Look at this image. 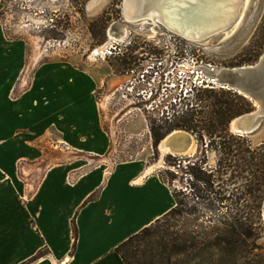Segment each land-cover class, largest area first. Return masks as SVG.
<instances>
[{"label":"crops","instance_id":"obj_1","mask_svg":"<svg viewBox=\"0 0 264 264\" xmlns=\"http://www.w3.org/2000/svg\"><path fill=\"white\" fill-rule=\"evenodd\" d=\"M25 52L0 21V264H126L117 246L171 210L172 187L143 160L92 165L109 149L103 78L26 75Z\"/></svg>","mask_w":264,"mask_h":264},{"label":"rangeland","instance_id":"obj_2","mask_svg":"<svg viewBox=\"0 0 264 264\" xmlns=\"http://www.w3.org/2000/svg\"><path fill=\"white\" fill-rule=\"evenodd\" d=\"M2 1L0 21L7 34L22 39L26 45L24 74L30 75L41 67L95 69L103 78L96 89V98L109 134V149L103 157H88L92 165L100 158H108V164L143 160L151 166L162 156V165L155 169L181 194L184 204L178 214L167 217L155 235L140 247L141 258L149 264H264V229L254 231L228 249L223 248L224 245L218 244L222 231H210L206 216L211 212L193 194L189 173L179 167L181 161L184 165L188 159L203 158L205 149H208L209 167L216 164L215 148L206 147L209 137L204 134L202 141L199 129L193 132L177 124L191 107L197 113L203 112L197 116L202 119L210 110L211 100L206 99L205 93L228 88L219 85L214 89L202 88L182 106L169 111L158 99L145 100L143 94L138 95L135 90L132 93L127 88L140 69L177 47L183 52L185 44L200 60L219 68L257 62L264 53V0H245L246 4L222 34L201 41L186 39L162 25L126 23L122 0ZM110 32L115 39H110ZM110 44L116 48L101 54ZM129 66L135 71L128 70ZM121 85L123 89L117 90ZM178 128L195 135V149L189 154H163L155 144V133L162 140ZM251 139L255 143L264 140V122ZM168 169L173 174L167 173Z\"/></svg>","mask_w":264,"mask_h":264},{"label":"trees","instance_id":"obj_3","mask_svg":"<svg viewBox=\"0 0 264 264\" xmlns=\"http://www.w3.org/2000/svg\"><path fill=\"white\" fill-rule=\"evenodd\" d=\"M205 96L211 101L210 110L202 115L203 118L197 119L202 111L197 113L191 107L177 127L193 132L199 129L202 141L206 134L210 139L206 147L215 148L217 162L209 167L208 149H205L203 158L188 159L184 165L181 161L179 167H184L189 173L193 194L211 212L206 216L210 231H222L218 244L228 249L232 244L250 237L254 231L264 229V140L255 143L251 139L252 134L235 133L229 129L234 117L256 108L252 100L232 89L221 92L212 90L211 93L206 92ZM155 138V144H158L161 138L156 133ZM167 173L173 174V171L168 169ZM160 176L169 184L162 173ZM173 195L176 203L171 210L117 246L116 250L126 264H149L141 258L140 247L155 235L167 217L180 212L184 204L180 199L181 194L173 190ZM94 197L95 194L89 199ZM73 223L75 247L78 235L75 219Z\"/></svg>","mask_w":264,"mask_h":264},{"label":"built area","instance_id":"obj_4","mask_svg":"<svg viewBox=\"0 0 264 264\" xmlns=\"http://www.w3.org/2000/svg\"><path fill=\"white\" fill-rule=\"evenodd\" d=\"M188 46L185 44L183 52L177 47L164 57H156L152 64L138 71L135 80H129L128 90L143 94L148 101L158 99L169 111L177 105L182 106L202 88L222 87L214 74L219 71V67L200 60ZM113 48L116 47L107 45L101 54L106 55L108 50L111 53ZM168 116L171 118L172 115L169 113Z\"/></svg>","mask_w":264,"mask_h":264},{"label":"water","instance_id":"obj_5","mask_svg":"<svg viewBox=\"0 0 264 264\" xmlns=\"http://www.w3.org/2000/svg\"><path fill=\"white\" fill-rule=\"evenodd\" d=\"M122 0V10L123 17L126 23H131L136 20L140 21L148 17V13L151 9L157 8L158 5L164 4L169 5L172 11L170 14H174L175 9L182 7V4H187L185 0ZM166 2V3H165ZM246 4L245 0H236V9L228 18L226 24L218 27L214 31L204 32L200 34L201 37H211L218 34H222L227 27L233 22L241 7ZM142 6L137 9V12L133 11L136 6ZM165 7V6H164ZM130 8V12H128ZM175 15V14H174ZM151 21V20H149ZM164 23L162 21L158 22V25ZM164 26V24H161ZM166 26V24H165ZM167 27V26H166ZM219 79L223 88H228L243 94L245 97L249 98L255 103L256 108L252 111L242 113L234 117L229 124V128L232 132L240 134H252L258 131L264 122V53L258 59L257 62L253 64H245L241 66L233 67H222L219 71L214 73ZM189 132L185 136V140L191 141L195 140V135ZM159 146V142H158ZM172 154H182L181 152H170ZM263 218H264V206H263Z\"/></svg>","mask_w":264,"mask_h":264},{"label":"bare ground","instance_id":"obj_6","mask_svg":"<svg viewBox=\"0 0 264 264\" xmlns=\"http://www.w3.org/2000/svg\"><path fill=\"white\" fill-rule=\"evenodd\" d=\"M187 4H182V7L175 9L174 14H170L171 8L169 5L160 4L157 8H153L148 13V17L137 21L142 24L150 23L153 27L156 25L159 27L158 22L164 23V28L170 32H174L186 39L192 41L205 40L211 37H201L200 34L204 32H210L216 30L218 27L226 24L228 18L236 9V0H185ZM170 2L169 0L167 1ZM166 3V2H165ZM165 6V7H164ZM142 6H136L133 11L137 12V9ZM128 8V12H130ZM136 23V20H131ZM160 24V25H161ZM166 24V26H165ZM163 26V25H162ZM155 29V28H153ZM113 37L112 32H110ZM104 52V51H103ZM220 69V68H218ZM184 129H175L167 134L159 143V147L162 149V153L181 152L182 154H189L195 149V140L190 142L185 140L186 134ZM161 159L151 166L149 170L154 169L158 165H162Z\"/></svg>","mask_w":264,"mask_h":264},{"label":"flooded vegetation","instance_id":"obj_7","mask_svg":"<svg viewBox=\"0 0 264 264\" xmlns=\"http://www.w3.org/2000/svg\"><path fill=\"white\" fill-rule=\"evenodd\" d=\"M148 22H149V24L153 25L152 23H150V21H148ZM156 27H157V25H156ZM109 37H110V39H115L114 36L111 37V35H109ZM96 52H97V53H96ZM96 52H95L96 54H99V53H100V51H98V50H97ZM102 52H103V51H102ZM104 52H105V51H104ZM132 66H133V65H132ZM129 69H131L132 71H135L134 67L130 68V66H129V67H128V70H129ZM128 70H127V72H129ZM124 87H127V86H124ZM119 89H123V85H121L117 90H119Z\"/></svg>","mask_w":264,"mask_h":264}]
</instances>
